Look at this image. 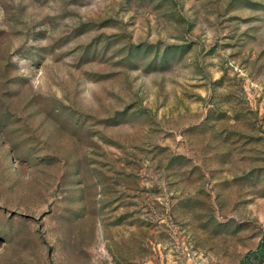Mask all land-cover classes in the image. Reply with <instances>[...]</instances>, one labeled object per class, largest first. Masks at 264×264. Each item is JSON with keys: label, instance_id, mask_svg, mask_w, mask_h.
<instances>
[{"label": "rangeland", "instance_id": "1", "mask_svg": "<svg viewBox=\"0 0 264 264\" xmlns=\"http://www.w3.org/2000/svg\"><path fill=\"white\" fill-rule=\"evenodd\" d=\"M0 264H264V0H0Z\"/></svg>", "mask_w": 264, "mask_h": 264}]
</instances>
